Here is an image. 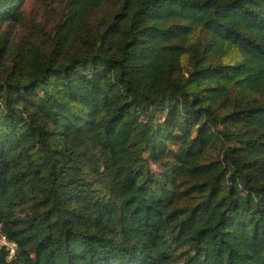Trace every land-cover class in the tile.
I'll list each match as a JSON object with an SVG mask.
<instances>
[{"label": "trees", "instance_id": "obj_1", "mask_svg": "<svg viewBox=\"0 0 264 264\" xmlns=\"http://www.w3.org/2000/svg\"><path fill=\"white\" fill-rule=\"evenodd\" d=\"M107 1L0 0V264H264V0Z\"/></svg>", "mask_w": 264, "mask_h": 264}, {"label": "rangeland", "instance_id": "obj_2", "mask_svg": "<svg viewBox=\"0 0 264 264\" xmlns=\"http://www.w3.org/2000/svg\"><path fill=\"white\" fill-rule=\"evenodd\" d=\"M71 0H25L22 20L15 25L3 24L1 31L11 33V51L8 63L13 65L15 58L27 50L50 51L53 38L56 32V25L70 12ZM120 0H108L102 6L92 10L87 16V21L92 25L96 24L98 18H108L119 7ZM201 38L203 35L200 36ZM197 37H195L196 39ZM236 52H232L221 58L222 62L230 63L239 61ZM190 56L183 58L185 68L190 67ZM219 156L215 151H211L207 158ZM227 167V163H223ZM154 171L160 172L158 164H151Z\"/></svg>", "mask_w": 264, "mask_h": 264}, {"label": "built area", "instance_id": "obj_3", "mask_svg": "<svg viewBox=\"0 0 264 264\" xmlns=\"http://www.w3.org/2000/svg\"><path fill=\"white\" fill-rule=\"evenodd\" d=\"M0 246H4L8 249L10 257H13L15 255L17 244L12 241H9L6 235H4L1 232H0Z\"/></svg>", "mask_w": 264, "mask_h": 264}]
</instances>
